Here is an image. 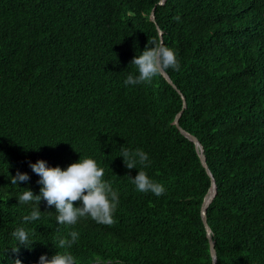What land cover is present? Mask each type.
Masks as SVG:
<instances>
[{
    "label": "trees",
    "instance_id": "trees-1",
    "mask_svg": "<svg viewBox=\"0 0 264 264\" xmlns=\"http://www.w3.org/2000/svg\"><path fill=\"white\" fill-rule=\"evenodd\" d=\"M158 3L0 0V264L51 259L71 231L78 264H211L200 215L210 179L173 123L181 97L161 74L124 84L136 74L132 59L161 42L156 26L180 61L166 71L186 101L179 125L202 145L215 180L206 217L216 264H264V0ZM123 146L148 154L142 170L164 194L136 189L141 166L126 168ZM81 158L103 167L118 192L115 223L59 225L44 200L45 214L25 223L32 206L17 196L42 187L29 165L66 170ZM17 172L30 179L12 185ZM18 227L34 233L30 247L12 236Z\"/></svg>",
    "mask_w": 264,
    "mask_h": 264
},
{
    "label": "clouds",
    "instance_id": "clouds-1",
    "mask_svg": "<svg viewBox=\"0 0 264 264\" xmlns=\"http://www.w3.org/2000/svg\"><path fill=\"white\" fill-rule=\"evenodd\" d=\"M174 19L179 21L180 17ZM152 47H146L142 54L136 56L130 62L136 68V74L130 73L124 81L126 86L142 85L151 83L153 78L159 76L162 72L171 69L180 70V61L175 50L164 45L162 42L152 41ZM149 44V42H148ZM120 157L127 169L141 170L132 183L136 189L143 193L151 192L156 196L164 194L165 187L151 179L147 172L142 170L150 167L152 161L142 149L131 150L127 147L120 148ZM32 171L40 179L38 184L42 185L39 194H34L31 190L24 189L22 194L17 196L19 205L30 204L32 210L30 215L23 217L25 223L39 220L42 216L39 204L42 200L47 202L49 207L55 206L56 221L59 225L72 226L78 223L81 218L91 217L96 223L112 225L115 223L114 214L119 204V194L114 191L111 184L103 179L105 169L100 167L92 158H81L78 163H73L62 170L60 167H48L46 161L39 160L29 165ZM11 184L16 186L19 182H27L30 177L20 172L15 177H10ZM82 201V207H74V202ZM51 214V213H48ZM33 232L18 227L12 236L26 247H30L33 242L30 241V235ZM79 233L71 231L66 237H59L55 247L64 249L59 251L51 259L47 256H41L39 264H78L77 258L72 255L69 249L78 241ZM14 252H18L16 247ZM15 264H20L17 260Z\"/></svg>",
    "mask_w": 264,
    "mask_h": 264
},
{
    "label": "water",
    "instance_id": "water-1",
    "mask_svg": "<svg viewBox=\"0 0 264 264\" xmlns=\"http://www.w3.org/2000/svg\"><path fill=\"white\" fill-rule=\"evenodd\" d=\"M164 2H165V0H159L158 4L159 5H163ZM150 20L155 23L154 8L151 10ZM156 29L158 31V34H159V37H160V41L162 42V31L159 29L158 26H156ZM161 76L166 80V82L169 85L172 86L173 89L176 90V92L180 95L181 100H182V109L176 114L173 123H174L175 127L180 131V133L194 144L195 149H196L197 154H198L199 159H200V163H201L202 167L204 168L206 174L208 175V177L210 179V187H209L206 195L204 196L203 202L201 204L200 215H201L202 223L204 225V229H205V232H206V237H207V240H208L209 253H210V257H211V264H216L217 263V256H216V251H215V242L212 239L211 230H210L209 225L207 223V217H206L207 206L209 205V203L211 202V200L213 199V197L216 195V192H217L215 180H214V177H213V175H212V173H211V171H210V169H209V167L207 165L206 157L204 155V150H203L202 145L199 143L198 139L194 135H192L189 132L185 131L179 125V118H180V116L182 114L183 109L186 107L185 98L183 97L181 92L177 89L175 84L171 81V79L166 74V72H162Z\"/></svg>",
    "mask_w": 264,
    "mask_h": 264
}]
</instances>
